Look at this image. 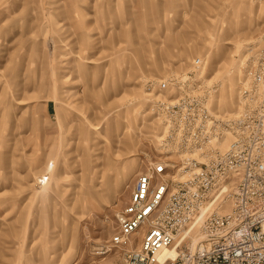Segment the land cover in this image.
<instances>
[{"label":"rangeland","instance_id":"1","mask_svg":"<svg viewBox=\"0 0 264 264\" xmlns=\"http://www.w3.org/2000/svg\"><path fill=\"white\" fill-rule=\"evenodd\" d=\"M263 68L264 0H0V264H112L132 172L176 163L161 106L222 118Z\"/></svg>","mask_w":264,"mask_h":264},{"label":"built area","instance_id":"2","mask_svg":"<svg viewBox=\"0 0 264 264\" xmlns=\"http://www.w3.org/2000/svg\"><path fill=\"white\" fill-rule=\"evenodd\" d=\"M175 98L161 106H173L175 121L155 139L178 143L176 163L147 159L132 172L100 249L116 251L112 264H264V68L235 90L229 117Z\"/></svg>","mask_w":264,"mask_h":264},{"label":"bare ground","instance_id":"3","mask_svg":"<svg viewBox=\"0 0 264 264\" xmlns=\"http://www.w3.org/2000/svg\"><path fill=\"white\" fill-rule=\"evenodd\" d=\"M170 100V99H169ZM171 101H167L165 102L166 104H169ZM229 103V101L227 102ZM204 110V113L211 119H219L218 115H214V114H211V113H207V111H205V108H203ZM229 113H226V114H221V116L223 117H226ZM230 114L227 116L229 117ZM181 157H190V155H192L190 152L186 153V154H183V153H180ZM179 155V156H180ZM178 175H176L175 177L172 176V178L174 179H177ZM192 240V236L191 235H188L186 238H185V241H186V244L188 245ZM173 243H171L170 245H166L164 246L163 248L159 249V251L157 252V255L156 257L158 258L159 256L161 255H164L166 257H169L171 254H172V251H173V248H172V245Z\"/></svg>","mask_w":264,"mask_h":264}]
</instances>
